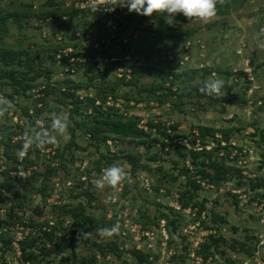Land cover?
Wrapping results in <instances>:
<instances>
[{"label":"rangeland","instance_id":"obj_1","mask_svg":"<svg viewBox=\"0 0 264 264\" xmlns=\"http://www.w3.org/2000/svg\"><path fill=\"white\" fill-rule=\"evenodd\" d=\"M10 1L31 4L34 10L47 9L48 11L53 10L56 6H60L62 10L64 8L67 9L65 5L70 4H73L76 8H84L87 6H105L109 3H96L95 0H50L53 5L47 6L48 8L46 7V9L44 6L47 0H0V4L6 5ZM219 1L231 4L232 0ZM118 2L120 3L121 0ZM234 3L237 4H232L228 13L221 16H213L208 20L199 18L182 26L172 21L164 23L160 26L163 32H166L168 27H172L175 31L193 30V35L191 38L166 39L163 43L154 44L153 51L149 56L145 58L140 56L139 60L142 65L160 68L167 72L180 73L187 71L190 74L189 76L193 77L188 81L184 80L185 77H181L182 83L178 82L172 87V90L175 87L178 88V93L172 95V99L177 100L178 97L180 98L181 106L179 109H173L170 103L163 104L160 107L149 103L151 106L149 110L145 109V105L141 103L136 106L129 104L125 109L123 106V108L120 107V104L117 105L125 115L140 116L141 122L139 125L142 128H146V125L141 124H145L148 119L161 120L168 128V132L171 130L169 128L171 124H177L175 134L186 136L184 137L186 139L181 141V144L185 145V150L183 151L185 154H188L189 150L195 151L200 148L211 149L218 147L217 142L220 140L221 134L217 132L212 139L208 138L201 144L200 139L197 137L198 132L194 127L197 124L202 123L215 128L229 129L230 140L228 145H230V148H226L225 142L222 141L218 147V156L224 154V150L227 149L229 151V155L226 158L227 162L229 161L228 163L230 164L235 162V167L240 172L238 173L235 170L228 171L225 175V181L218 188H215L214 185L200 183L201 189L197 192V200L198 202L204 200L205 208L201 212L199 219L194 220L192 224L190 220L194 216V209L196 210V208L191 213L186 210L179 227H176L173 231L170 230L171 232L169 233L166 225L164 226V233L159 234L158 228L145 229L153 231L152 235L149 231L141 232L138 229L139 225L134 222L139 217L138 210H146L148 215L152 216L156 211L157 204H159L157 201L173 206L175 209L177 206L179 207L176 202L169 201L167 197H159L157 199L158 196L155 197L153 193L149 192L150 185L156 184L162 177L161 172L157 170L160 165L162 173L165 171L168 175L173 176L179 174L184 166L189 170L188 174L191 179L194 178L193 175L197 173L196 169L191 166L188 158L183 159L175 152V149L172 148L168 153H165L166 149H164L165 152L163 153L158 151L160 154L156 161L146 164L148 162L146 159L150 156L147 153H152L155 149H146L144 146L131 148L132 152L141 154V162L150 166V171L147 173L150 177L147 179L143 172L137 173V179L147 180L143 184L146 187L147 194L141 197L135 194L134 191L125 199H122L120 193L123 191V186L127 179L125 178L124 181L115 186L103 185L97 187L96 180L108 166H102L100 172L97 173L94 169V163L98 161L101 153L111 155L112 158H114L113 155L123 156L124 153L122 152H125V154L129 153L130 148L128 145L118 141L115 147L112 146L111 142H107L108 150L103 146L96 150L93 146H89L87 137H84L81 131H75L74 141L78 146L85 148V151L74 149L73 147L68 149L67 154V150L65 151V159H67V156H72L73 158L71 163L67 162L65 165L66 169L70 171V176L65 177L64 169L59 166V158L51 160V156L55 153V150L60 153L70 142L71 131L68 125L72 127H75V125L69 121L67 109L54 105L52 97H49L47 104L40 101L35 105L34 100L40 97L39 90H41L42 85L32 89V97L28 99L11 100L7 97L1 99H6L10 102L11 107L6 112L0 113V136L6 138L7 134L19 132L20 129L24 132L12 135L11 143L14 146L4 148L0 145V172L7 167L9 168L11 164V160L3 157L6 151L15 155L18 161H22L23 156L19 154L20 148L18 145L16 147L15 144L19 141L22 146L26 133H54L51 128L53 114L61 115L68 121L65 131L62 134H56L55 142L52 143V146L46 147V144L34 145L25 153L28 154L30 159H35L37 163L31 167L28 166L26 171L19 172L21 173L19 176L28 179L32 175L33 170L44 172L47 167L57 168L55 175L49 181L50 187L54 186L53 199L50 201L46 200L48 205L44 208V215L40 217L41 220L47 219L49 225H52L53 222L55 223L56 214H58L57 210L54 211L51 206L69 204L71 202L76 203L77 201L87 202L85 196L77 200L70 198L69 186L73 182L72 178H78L79 172L82 173L80 175L81 180L86 177L89 178L88 192L92 194L94 203L97 206V209L92 211L93 215L99 216L103 212L101 210L102 207H104V213L107 217L112 215L111 206L119 210L120 219L116 224L118 226L116 232L108 235L101 231L98 236L88 234L89 240H96L102 244L115 241L118 244V249L124 251L120 258H116L114 255L105 257L104 264H134V258L129 253L133 249L149 253V260L152 261L150 264H264V199H255L258 198L259 194H264V186L251 188L256 183L264 185V147H260L257 144L259 138L258 131H256V129L264 130V0H242L240 3L236 0ZM126 12L129 14L127 8ZM126 12L123 13L125 14ZM108 14H111L115 19L118 17L115 15L114 8L112 11H108ZM141 16L135 13L137 24L134 31L137 34L133 36L131 33L132 35L125 38L124 42L134 40L141 34L139 25L149 26L150 22H152V20L141 21L140 19L143 18ZM66 18L63 17L62 20L46 19L45 21H36L34 18H30L27 25L24 23L13 25L8 22L4 41L11 44L19 42L23 45H37L41 49L51 48L53 44H66V47H56L55 54L57 60H60L61 57H66L69 60V65L62 69L59 68L58 62L54 64V67L49 65L47 70L52 73V81L65 76L76 80H84L82 67H79V71L76 73L70 68L72 66L70 64H74L78 60L76 56L83 53L82 48L90 42L86 44L83 37H92L91 40L93 41L105 33L104 26L113 27L115 22L95 16L93 13H89L84 17L82 14H78L72 19L69 17L68 20ZM100 18L101 22L95 23L92 28L85 23L99 20ZM104 20L106 22L103 23ZM61 27H65V30ZM129 31L132 30L129 29ZM111 34L110 36L113 37V33ZM110 36L108 38H112ZM145 36L144 34L143 37ZM74 45L78 46L74 48ZM93 48L98 49L99 44L95 43ZM101 59L98 57L96 64V68L99 70L103 69V64L115 61L117 57L115 55V57L108 58V61L104 60L106 63ZM121 68L113 64L111 66L107 65L109 80L114 81L115 77H120ZM199 68H211L212 72L201 78L200 71L193 72V69L198 70ZM214 68H219L220 74ZM239 71L243 72L245 76L242 75L237 80L234 74ZM210 79L223 81V88L220 90L219 95H208L202 92L204 94L203 97L193 90L195 85L202 87L204 82ZM146 82H148V77L145 74L141 78V84ZM123 90L127 91L128 88L124 87ZM6 92L8 93L9 90H6ZM78 93L80 96L83 94L82 91ZM224 95L237 97L239 103L215 102V98ZM34 108H43V112L41 111V114L35 119V124L39 127L37 132L30 123L31 118L30 120L27 119L29 115L33 114ZM44 119L47 121L45 122ZM191 133L195 135L196 139L191 136ZM188 138L191 141L194 139L195 144H188L186 141ZM36 149H38L37 154H35ZM111 165L122 166L127 175H129V165L126 160L115 158ZM86 170H89V172ZM14 175H18V173L11 172V176ZM27 179L23 180L25 186L29 187V182L34 184L33 180L27 182ZM195 179L198 180L197 175ZM2 181L3 179L0 177V182ZM184 181L185 176L180 175L177 180L164 183L172 193L173 191L182 190ZM238 183L239 185H237ZM37 184L38 181L36 182ZM128 184H133L132 178L128 180ZM86 186L87 184H84L83 189ZM139 186H141L140 183ZM81 189L74 191L72 195L77 194ZM58 192L61 194H58ZM161 192L163 190H160L159 194ZM131 194H133V198ZM119 199L120 203H117ZM122 204H124L123 208H121ZM36 205H41L38 196L27 194L23 205V208L27 209L26 216L37 219L33 214ZM0 208H5L2 203ZM3 214L4 211L0 213V216ZM60 220L61 217L57 219V222L59 223ZM69 223L70 220L65 219L64 224ZM65 226L60 228L68 236L70 227L68 225ZM204 226H208V229L204 228ZM26 228L24 230H28ZM209 235H220L224 243H218L216 249L212 247L213 254L209 255L206 261L201 262L199 252L202 245L210 241ZM233 241L236 249L239 247L238 243L245 242L244 248L250 249L254 256L248 258L242 253L231 252L229 246L233 244ZM185 246L187 247L186 249ZM75 250L77 258L88 256L93 252L79 239L76 240ZM20 253L19 251L16 254V251H13L12 254H5V262L7 264H19L16 260L18 256L20 257ZM172 257H174L173 260L171 259ZM99 262L103 263L100 260Z\"/></svg>","mask_w":264,"mask_h":264},{"label":"trees","instance_id":"obj_2","mask_svg":"<svg viewBox=\"0 0 264 264\" xmlns=\"http://www.w3.org/2000/svg\"><path fill=\"white\" fill-rule=\"evenodd\" d=\"M85 1V0H83ZM120 0H113L105 6H87L84 8H76L73 4L65 5L67 9H61L60 6H56L53 10L48 11L47 6L53 5L50 0H47L44 8L46 10L32 9L31 4H22L21 2L10 1L6 5L0 4V100L3 97H7L11 100L14 99H28L32 94V89L42 85L39 90V98L34 100L35 105L37 103L45 102L47 104L49 97H52V103L57 107L67 109L68 119L73 122L75 127L69 126L71 131L70 142L65 146L64 149L59 153L55 150V153L51 156V160L59 158L60 167L64 169V176H70V171L66 169V163L73 161L72 156L65 159V151L68 153V149L73 147L74 149H81L85 151V148L78 146L74 141V132L81 131L83 136L87 137L89 146H93L96 150H99L101 146L105 149H109L107 142H111L112 146L116 147L119 142L129 146V153L118 157L113 155L100 154V158L95 162L94 169L97 173L100 172L102 166H110L111 162L115 158L126 160L129 165V175H126L127 182L124 183L123 191L120 193V197L125 199L131 192L135 191V194L143 197L147 194L146 187L143 186V180H139L137 173L143 172L147 177H150L148 171L150 166L146 165L149 162H154L158 158L159 152L168 153L172 148L178 153L183 159L188 158L191 166L196 169L194 178L188 174L189 170L186 167H182L179 174L173 176L168 175L165 171L162 173L161 165L157 168L161 172L160 181L156 184L150 185V191L153 196L167 197L169 201H174L179 205V209H175L173 206L158 202L156 211L152 216H149L146 210H138L139 217L134 220L139 225L140 230L145 229H156L159 227L161 220L165 221V225L168 233L179 227L182 222V217L185 216L184 210L190 209L193 211L194 216L191 218V224L194 220L199 219L201 212L204 207V200L198 202V191L201 189L200 183L214 185L218 188L220 184L225 181V175L230 170L240 172L234 164L227 162L229 151L224 150V154L218 156V147L222 141L225 142V147L230 148L229 144V129L221 127L215 128L202 123L194 126L198 132L197 137L200 139V143L203 144L208 138H213L215 133H220V140L217 142L216 148L206 150L194 151L189 150L188 154L183 153L185 145L181 144L184 137L175 134L177 124H171L168 132V128L161 120L154 121L153 119L146 120V129L138 127L141 117L136 115H125L116 106L120 104V107L136 106L138 104L145 105V109L149 110L151 106L149 103L156 104L158 107L163 104L170 103L173 109H179L181 106L178 97L177 100L172 99V95H176L178 88L172 87L178 82H181V77H185L184 80L188 81L192 79V76L187 71L183 72H167L160 68L145 66L140 62V56L147 57L153 51V45L157 43H163L166 39L177 38H191L193 30H180L175 31L174 28L168 27L166 32L161 31L160 26L166 22L172 21L178 25H185L187 22L194 21L199 18H188L182 14H176L173 20H167L163 13L152 14L149 17L141 16L140 20H152L150 25L142 26L139 25L141 34L134 40L125 41L129 35H136L134 31L137 18L135 12H126V7H120L118 4ZM236 0H232L230 3L221 2L216 0V14L215 16H221L229 12L230 7ZM242 0H238L240 3ZM116 5V6H115ZM114 6L115 15L118 17L115 19L111 14H108V8ZM48 8V7H47ZM123 12H126L125 14ZM89 13H93L95 16H100L109 19L111 22H115L114 26L105 27L104 34L101 37L95 38L93 41L90 38L83 39L86 41L87 46L81 47L83 53L77 55L78 59L70 68L74 73L79 71V67H82L84 80H76L65 76L64 78L52 81V73L47 70L50 65L54 67L57 63L56 59V47H66V44L52 45L51 48L41 49L37 45L29 46L23 45L22 43L11 44L4 41L5 34H7L8 22L16 24H28L30 18L34 20L45 21L46 19L62 20L63 17L74 18L78 14H82L84 17ZM150 18V19H149ZM101 22L99 20L85 22L87 26L92 28L95 23ZM106 22L105 20L103 23ZM65 30V27H61ZM131 29L132 31H129ZM87 32V31H86ZM113 33V37L110 36ZM132 33V34H131ZM145 34L146 36L143 37ZM108 36L112 38H108ZM187 38V39H188ZM53 43V42H51ZM95 43L99 44V48H93ZM78 45H74L76 48ZM114 50H116L114 52ZM117 57L115 61H108V58ZM128 58H127V57ZM98 57L106 63L103 64V69L99 70L96 68ZM137 57V58H136ZM90 63V64H89ZM120 66L121 76L115 77L114 81L109 80L107 73V65ZM59 68L62 69L68 66V60L66 57H61L59 61ZM90 66V67H89ZM215 71L220 74L219 68H214ZM200 71L201 78L209 75L212 72L211 68H199L198 70L193 69V72ZM186 73V74H185ZM229 73V72H227ZM147 75L148 82L141 84V78L143 75ZM245 74L241 71L235 73L234 76L238 80L239 77ZM129 77V78H128ZM128 88L124 91L123 88ZM201 86L195 85L194 91L200 96L204 97V94L200 91ZM6 90H9L7 93ZM82 91V95L78 93ZM91 91V93H89ZM188 95V93H186ZM98 102V103H97ZM109 102V104H106ZM215 102L233 104L239 103L237 97L224 95L222 97L215 98ZM122 107V108H123ZM43 108H34L33 114L29 115L28 120L31 118V125L35 128L36 132L39 127L35 124V119L41 114ZM223 111V108H222ZM43 112V111H42ZM46 122L47 120L44 119ZM36 125V126H35ZM259 141L257 144L264 147V130H257ZM24 131L21 129L19 132H13L6 135V138L0 136V145L4 148H9L14 145L11 143V137L15 134H22ZM191 136L195 138V135L191 133ZM188 138L187 143L194 145L195 140ZM21 148V142H17ZM52 146V143L46 144V147ZM154 148L155 151L147 153L150 155L146 160V164L140 161L141 154L138 152H132L131 148L134 147ZM222 147V146H221ZM3 148V149H4ZM72 150V149H71ZM4 151V150H3ZM38 149H36L37 154ZM70 151V150H69ZM159 151V152H158ZM69 155V154H68ZM7 160H11L10 167L5 168L0 172V177L3 179L0 182V205H4V214L0 216V264H7L5 262V254L13 252L11 246V240L13 232L10 231L11 227L22 226L28 228V233L23 236L22 240L18 241L20 250V257L17 258L16 262L19 264H104V258L110 255L120 258L124 254V251L118 249V244L113 242L99 243L96 240H89L88 234L98 236V233L103 229H110L113 225H116L120 219L119 210L111 206L112 215L107 217L104 213V207L101 208L103 212L99 216L93 215L92 211L97 209L94 203L92 194L88 192L89 178L81 180L82 173L79 172L78 178H72V184L69 186L70 198L79 199L85 196L86 203L77 201L76 203L71 202L69 204H60L57 206H51L54 211L57 210L56 218L61 217L60 222H53L49 225L47 219L41 220L40 217L44 215V208L48 205L46 199L52 197L54 186L50 187V178L55 175L57 170L56 167H47L46 171H32V175L27 178H22L19 175L11 176V172L19 173L26 171L28 166L36 164L35 159H30L28 154H24L22 161H18L15 155L10 154L6 151L4 156ZM37 157V156H36ZM38 158V157H37ZM101 164V165H98ZM87 169V168H86ZM30 171V170H29ZM89 172V170H86ZM184 175L185 181L182 190L172 192L166 187L164 182H172L178 179V176ZM196 175L198 180L195 179ZM145 177V178H146ZM133 179V184H128L129 179ZM27 179V182L33 180L34 184L29 182V187L25 186L23 180ZM38 184L36 185V182ZM129 183H131L129 181ZM139 183L141 186H139ZM87 184L86 188L83 189V185ZM239 185V183L237 184ZM263 184L256 183L251 188H260ZM82 188V189H81ZM78 189H81L77 194L72 193ZM163 190L159 194V191ZM27 194H35L38 196L41 205L34 208L33 214L37 219L26 216V210L23 208L24 200ZM58 194H61L58 192ZM132 198L134 197L131 194ZM175 195L177 196L175 198ZM60 197V196H59ZM258 200L264 199V194L257 196ZM93 201V202H92ZM117 203H120V199ZM124 207L122 204L121 208ZM120 208V209H121ZM65 219H69V224H64ZM69 226L70 230L68 236L65 234L61 226ZM65 226V227H66ZM6 228L3 232L2 229ZM208 229V226H204ZM171 230V231H170ZM79 239L87 245L90 250H93L88 256L77 258L76 256V240ZM210 241L202 245L200 250L201 261H206L209 255L213 254V249H216L217 244L220 242L224 243V240L220 235L212 236L209 235ZM245 242L238 243L236 249L233 244H230L229 249L234 253H242L248 258L253 257L254 254L250 249L244 248ZM213 247V249H212ZM187 247L185 246V249ZM213 251V252H212ZM131 257L134 258V264H150L152 261L149 260V253H143L140 250H130ZM98 256V258H97ZM172 260L174 257L171 258ZM102 261L103 263L99 262ZM228 263L229 260H227Z\"/></svg>","mask_w":264,"mask_h":264},{"label":"clouds","instance_id":"obj_3","mask_svg":"<svg viewBox=\"0 0 264 264\" xmlns=\"http://www.w3.org/2000/svg\"><path fill=\"white\" fill-rule=\"evenodd\" d=\"M116 5L126 7L129 12H135L138 15L146 17L151 16L153 13H163L167 20H173L178 13L188 18H200L202 20H208L216 14V0H121V2ZM113 8L114 6L107 10L112 11ZM222 88L223 81L210 79L204 82L200 91L208 95H219ZM10 107L11 104L6 99L0 100V113L6 112ZM67 124L68 121L61 115L53 114L51 128L54 130V133H26L22 146L19 149V154L23 156L34 145L40 146L54 143L56 134H62ZM126 175L127 173L122 166L110 165L103 170L96 180V186L118 185L125 180ZM117 228V225H113L111 229L105 228L103 231L111 235L117 231Z\"/></svg>","mask_w":264,"mask_h":264},{"label":"built area","instance_id":"obj_4","mask_svg":"<svg viewBox=\"0 0 264 264\" xmlns=\"http://www.w3.org/2000/svg\"><path fill=\"white\" fill-rule=\"evenodd\" d=\"M96 1V3H99V2H102V3H108V2H110V1H112V0H95ZM111 22V21H110ZM56 59H57V57H56ZM59 61L60 60H57V62L59 63ZM77 61V60H76ZM75 61V62H76ZM68 63H69V60H68ZM70 65H73V64H70ZM39 95V94H38ZM98 103V102H97ZM106 104H109V102H107ZM117 105H119V104H117ZM116 105V106H117ZM141 122V121H140ZM141 125H144V124H141ZM138 127L140 128L141 126L140 125H138ZM143 129H146V128H143ZM233 144V143H232ZM202 148H200L199 150H201ZM206 150L207 149H209V148H205ZM199 150H195V151H199ZM14 173H16V172H14ZM18 175H21V173H18ZM147 180L146 179H144L143 180V184L146 182ZM53 196V195H52ZM51 199H53V197H49V198H47L46 200L47 201H50ZM2 208H0V213H3V211L1 210ZM176 209H179V207L177 206V208ZM187 211H189L188 213H191V211H190V209H186ZM186 210H184V212H186ZM196 211V210H195ZM164 226H165V221L164 220H161L160 221V223H159V227H158V233L160 234V233H164ZM25 228L24 227H22V226H14V227H11L10 228V231H12L13 232V237H12V240H11V246H12V248L14 249L13 251H16V254L17 253H19V246H18V241H20V240H22V238H23V236L24 235H26L27 233H28V230H24ZM26 229H28V228H26ZM139 230H140V227L138 228ZM2 231L3 232H5L6 231V228H3L2 229ZM141 232H144V231H149V230H140ZM0 232H1V229H0ZM149 232H151L150 234L152 235V232L153 231H149ZM19 257V256H18ZM202 262V261H201Z\"/></svg>","mask_w":264,"mask_h":264}]
</instances>
